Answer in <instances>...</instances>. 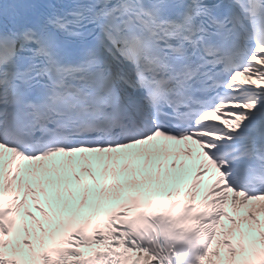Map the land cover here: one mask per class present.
Masks as SVG:
<instances>
[{
    "label": "snow or ice",
    "instance_id": "obj_1",
    "mask_svg": "<svg viewBox=\"0 0 264 264\" xmlns=\"http://www.w3.org/2000/svg\"><path fill=\"white\" fill-rule=\"evenodd\" d=\"M241 75L264 82V0H5L0 264H205L206 258L207 264H264L258 216L264 214V86L238 81ZM213 113H228L232 122L210 120ZM160 137L199 145L206 160L194 189L215 170L205 196L213 198L203 210L195 192L177 213L176 202L154 205L137 191L131 204H120L106 219L99 205L85 208L87 195L78 208L65 205L54 213L55 221L37 203L49 227L21 211L29 193L35 198L25 177L56 185L50 174L61 173L51 158L68 157L73 172L78 153L149 146L143 151L151 159L162 150L168 154ZM185 154L192 156L191 147ZM75 179L79 189L81 179ZM111 187L124 185L114 175ZM83 189L90 191L86 182ZM229 199L234 212L254 202L241 222H249V230L259 226L261 240L259 247L241 242L239 259L233 241L221 240L228 249L222 261L219 248L212 249L218 234L228 235L220 231L222 218L237 228L240 223L226 211ZM24 216L36 227L30 229ZM18 225L26 234L23 247L16 243ZM65 243L70 247L59 246ZM93 244L102 247L84 258L78 249Z\"/></svg>",
    "mask_w": 264,
    "mask_h": 264
},
{
    "label": "bare ground",
    "instance_id": "obj_2",
    "mask_svg": "<svg viewBox=\"0 0 264 264\" xmlns=\"http://www.w3.org/2000/svg\"><path fill=\"white\" fill-rule=\"evenodd\" d=\"M82 176H84L83 174H81ZM66 176V178H72V176H71V174H66L65 175ZM50 177L52 178V179H54V180H56V181H58L59 179L60 180H62L63 179V176H55V175H52V174H50ZM84 179H85V177H84ZM28 182H30L31 183V187L33 188V189H35V187H37V186H39V185H41V182L39 181V180H36V179H32L31 181H29V179H28ZM86 183H88L87 181H85ZM42 185H44L45 186V188H47V185H48V183H43ZM84 189H83V184H81V186L79 187V189L77 188V191L74 193L75 195H76V193H78V192H82ZM38 192L39 191H37V193H35V196H36V198H39L38 197ZM41 195V197H42V194H40ZM34 198V197H33ZM43 198V197H42ZM45 200H47V199H45ZM46 202H49V201H46ZM51 207H53V203H48V208H51ZM249 207H251V205H248L246 208H245V210H248V208ZM246 212L247 211H244V213H241L240 214V218H242V217H244L245 215H246ZM260 213H258V215H259ZM39 221H42V222H47V221H44V219H40ZM226 258L228 257L227 256V254H223Z\"/></svg>",
    "mask_w": 264,
    "mask_h": 264
}]
</instances>
